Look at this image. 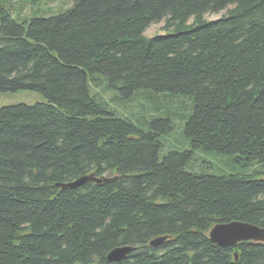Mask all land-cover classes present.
<instances>
[{"label": "trees", "instance_id": "1", "mask_svg": "<svg viewBox=\"0 0 264 264\" xmlns=\"http://www.w3.org/2000/svg\"><path fill=\"white\" fill-rule=\"evenodd\" d=\"M11 2L0 93L44 102L0 108V264H264V244L208 239L264 230V0H72L21 23ZM87 175L109 181L58 187Z\"/></svg>", "mask_w": 264, "mask_h": 264}, {"label": "rangeland", "instance_id": "2", "mask_svg": "<svg viewBox=\"0 0 264 264\" xmlns=\"http://www.w3.org/2000/svg\"><path fill=\"white\" fill-rule=\"evenodd\" d=\"M72 0H12V2L9 5V11L10 16L13 20L21 23L22 21H28L33 18H48L50 16H54L57 14H60L62 12H65L70 8ZM218 16L209 17L207 20L210 19H217ZM162 23L151 25L145 32L147 36H154L157 34H160ZM113 94V93H111ZM114 95V94H113ZM104 98L108 101L110 98L109 93L103 94ZM115 96V95H114ZM153 98H158L157 101H160V99L168 100L169 102H163L165 105V110L167 112L169 111V114H173L176 116H179L181 112L185 115V118H187L191 111V106L188 104V98L179 96V97H171V96H158ZM160 98V99H159ZM188 99V100H187ZM156 100V99H155ZM44 98L34 92H28V91H20L16 93H0V108L5 106H14V105H27L31 106L37 103H43ZM136 102L140 101H132L130 103V107H132V103L135 104ZM172 107H169V106ZM187 107H190L187 111ZM120 110V109H119ZM173 120V119H172ZM177 123V121H173V124ZM174 129V128H173ZM180 129V127H177L173 130V137H175L176 132ZM172 137V138H173ZM168 150L165 149V153H167Z\"/></svg>", "mask_w": 264, "mask_h": 264}, {"label": "water", "instance_id": "3", "mask_svg": "<svg viewBox=\"0 0 264 264\" xmlns=\"http://www.w3.org/2000/svg\"><path fill=\"white\" fill-rule=\"evenodd\" d=\"M109 179L104 177L97 179L93 175L83 176L77 180L65 184L59 185L60 189H76L87 183H100L108 182ZM209 241L218 247L222 248H232L240 242L251 241L255 243H264V230L259 229L255 226L231 222L229 224H218L213 227L208 235ZM166 238H157L149 243L151 247H157L164 243ZM133 248L121 247L112 250L106 257L108 262L120 261L126 257V255L131 252Z\"/></svg>", "mask_w": 264, "mask_h": 264}]
</instances>
